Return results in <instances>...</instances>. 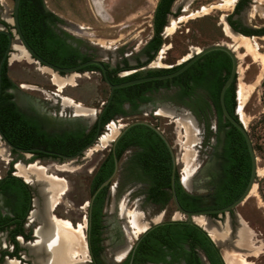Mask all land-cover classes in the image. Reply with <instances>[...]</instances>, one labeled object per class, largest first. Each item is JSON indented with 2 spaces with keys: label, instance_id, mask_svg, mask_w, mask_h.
Listing matches in <instances>:
<instances>
[{
  "label": "flooded vegetation",
  "instance_id": "1",
  "mask_svg": "<svg viewBox=\"0 0 264 264\" xmlns=\"http://www.w3.org/2000/svg\"><path fill=\"white\" fill-rule=\"evenodd\" d=\"M239 1H236L232 13L227 14L225 19L227 21L228 17H230L232 20L239 21L242 26H246L242 20L244 6L238 12L235 11ZM39 5L41 13L44 15V23L56 35L53 49L49 53L50 60L43 57L50 63L59 67H72L89 59H97L102 61L106 67L107 77L113 84L146 76L149 71L159 70L147 68L153 57L157 56V52L162 44L155 50L148 51V41L155 36L154 13L152 21L153 35L142 49L135 53H123L122 57L108 61L100 57L98 52L93 49L96 45L95 43L92 44L90 41H85L79 35L62 27V19L54 11L47 8L44 0ZM164 27L165 25L159 33L160 36L164 32ZM229 27L234 32L240 33L232 26L229 25ZM0 29L11 33L12 45H15L12 42L13 39L19 40L18 37H15L17 33L14 31L15 28L12 21L9 22L2 17L1 13ZM8 43L9 39L7 35L0 33V60L7 50ZM19 43L21 44L20 40ZM12 49L14 47L10 46L7 54L8 58ZM5 61L6 67L4 73ZM5 61L0 72V132L3 135L0 137V145L7 150L9 155H16L15 159H20L21 155H24L17 148L45 149L41 146H46V144H50L51 147V149L47 150L69 155L81 151V156L87 152V150H83L85 145L97 133L100 134L111 120H127L125 121L126 124L135 120L148 121L146 119H138V115L147 109H151L152 104H156L157 106L166 105L173 107L176 111L185 110L189 112L194 118L196 125H200L201 127L202 140L199 142V147L203 149L202 155L198 154L202 158V161L195 166L197 169L195 168L196 174L191 179L193 180L192 187L187 188L182 182L180 171L177 167L178 157L176 156V152L173 151L171 144L172 150L154 130L161 141L153 135L148 139L149 144L146 146L133 141L124 144L129 139L123 136L126 130L117 139L115 145H109L100 161L102 162L105 158L109 159L110 156L114 159L116 154L120 153L119 159L116 157L118 159V169L107 185L108 189L105 193L100 216L94 211L93 206L94 201H98L100 195L103 194H99V192L105 186L97 190L98 186L96 188L97 191L95 190L93 193L89 189V202L85 203L87 207L86 214L83 216V219L81 217V223L84 221L85 224L84 249L86 253L84 261L82 262V251L77 255V258L80 260L79 264H186L185 259L182 257L171 261V255H163V252L157 250H152L153 252H151L148 246H140L139 244L142 237L152 228L166 222L183 221V219H175L177 214L182 215V213L174 203V194L181 207V200H183L188 205L195 207L191 210L220 208L215 206L214 196L218 191V185L223 181L224 147L227 142L231 143L235 141L236 137L234 133H230L227 136V131L231 129L230 125L225 124L226 120L224 118L221 121L219 120L218 113L213 105L209 107L206 105V100L208 99H206L204 91L198 90L196 93L181 97L179 95L180 88L176 84H171L167 88L159 87L156 90L144 91H142L143 87L136 88L132 85L115 89L109 100L110 88L104 79L102 70L97 65L90 64L98 67V69L94 70L87 69L86 67L90 66L88 65L76 72H60L57 75L77 73L78 76H85L89 79L92 78L90 74L98 73L100 80L108 87L106 100L102 101L98 110L96 108L85 107L92 112L91 115L87 116L89 118L87 121L89 122L82 125V127L67 128L70 123L69 120L76 116L74 107L71 104L75 102L83 106V103L78 102L73 97L63 96L65 88L59 91L54 83H52L53 87L45 90L35 84L13 81L8 75V60L6 59ZM39 65L41 64L39 63ZM77 85L78 83L75 82L71 86ZM166 94H170V96L163 98ZM145 96H150L149 100L143 101L142 98ZM64 98L71 99L73 103H66ZM120 102L121 111L114 112L105 121L109 113ZM144 115L149 114L145 113ZM150 123L153 124L152 122ZM153 125L158 127L156 124ZM92 131H94L92 137L89 141L85 142L86 136L92 133ZM231 148L234 154H236V148ZM36 153L32 152L29 160L49 158H40ZM11 163L13 164V159L9 162L8 170L12 166ZM173 166L175 169L172 179ZM8 170H6L3 176L0 175V264H6L8 259H16L20 264H44L45 257H47L46 250L43 246H36L40 240L36 230L40 229V227L42 228L47 223L44 220L45 216L47 220L49 219L43 209V193L37 185L30 186L27 183L26 192L28 199L8 189L7 185L11 182L7 178ZM12 175L18 177L15 172ZM112 181L115 185L113 192L109 188ZM91 182L92 180H89V184ZM125 190L129 191L127 201L134 203V209H138L137 211L143 214V217L149 224L143 233L135 237V241H133L134 238L132 239L131 234L125 231L124 227L127 225L126 218L119 214V203H123L124 208L127 209V202L125 200L119 201L118 199L120 193ZM169 204L173 205L176 214L170 220H162L166 213V207ZM34 209L38 210V218L31 216ZM151 212H159V214L155 215V218H152ZM54 215L57 216L56 214ZM159 215H162L160 220H155ZM215 216L213 215V217ZM48 223H50L49 220ZM127 245L128 249L126 252L120 259H117L116 253ZM143 249H146V251L144 252ZM161 249L163 251L167 250L164 245L161 246ZM152 257H163L166 259V262L151 260L150 258Z\"/></svg>",
  "mask_w": 264,
  "mask_h": 264
},
{
  "label": "rangeland",
  "instance_id": "2",
  "mask_svg": "<svg viewBox=\"0 0 264 264\" xmlns=\"http://www.w3.org/2000/svg\"><path fill=\"white\" fill-rule=\"evenodd\" d=\"M158 0H44L47 8L54 11L61 19V26L73 32L85 41L95 43L93 48L100 57L106 60H115L122 57L123 53H135L142 49L145 43L153 35V13ZM222 0H174L171 11L167 16L165 25L172 20H177L180 15L194 12L202 6L208 8L207 13L203 16L190 17L180 21L174 33L165 36L162 34V44L157 56L163 50V58L160 59L161 64L155 65L156 57L147 65L148 69L170 68L182 62V59L193 48H201L213 43H229L230 39L225 36L223 27L226 22V15L232 13L233 7L223 10L217 5ZM13 0H0V13L2 17L9 22L12 21ZM242 20L247 27L259 28L264 26V0H248L242 10ZM229 26V25H228ZM242 34V33H241ZM244 35V34H243ZM249 36V35H246ZM252 42L256 43L258 51L264 54V35H250ZM14 49L11 50L8 59V75L17 83L35 84L40 88L49 89L53 87L51 70L47 72L44 66L39 65L34 60H28L21 57V52L15 48L19 45L18 39H13ZM244 50L240 49L236 52L238 57V72L235 81L236 94V114L240 118L238 111L237 91L240 83H246L250 86V95L248 100L242 107V111L246 118V129L252 140L255 155L257 157V173L258 181L252 187L250 194L239 204L233 211L215 216L212 222L215 224L217 231L222 235V241L219 248L229 253H236L227 246L239 248L235 243L238 229L244 224L251 232V240L255 247H260L258 251L249 249L245 254L247 264H264V61L255 58L250 54H244ZM14 56L16 58L14 59ZM150 65V66H149ZM56 73V72H54ZM57 74V73H56ZM77 74V73H75ZM71 74H61V77H68ZM92 78L85 76H76L71 84H68L63 90V96L73 97L78 102H82L84 107L100 108L102 101L106 100L108 87L100 80L98 73L90 74ZM77 82V86L74 83ZM252 86V87H251ZM254 87V88H253ZM253 88V89H252ZM170 94H166L163 98H168ZM159 97V96H158ZM173 108V107H171ZM174 109V108H173ZM175 110V109H174ZM156 111V110H155ZM152 109L140 113L138 119H146L156 124L162 133L167 137L178 157L177 167L182 177V170L185 167L183 156L187 149V139L185 127H179L176 119L172 116L157 115ZM185 111V110H184ZM177 113L183 112L176 111ZM175 119V120H174ZM127 120H111L109 125L101 131V135L106 133V127L115 125L118 130L126 124ZM178 124V126H177ZM201 124V123H200ZM200 125L193 129V139L196 142L191 146L195 153V160L192 165L201 163L202 148L199 147L202 140ZM195 132V133H194ZM190 134V132H189ZM191 135V134H190ZM97 144V143H96ZM95 144V145H96ZM94 147V146H93ZM109 144L102 149H96L70 161L53 158L33 159L29 160L30 154L21 155L20 159H15L16 155H9L8 160H3L0 156V175L3 176L8 170L9 162L13 159V173L16 174L15 164L17 162L23 165L29 163H37L39 166H45L47 172L51 175L60 177L66 183V190L59 197L58 203L53 211L58 218L70 223L76 230L80 231L81 239L84 240V221L81 223V217L86 214V202L89 200V180L95 167L102 160L103 154L106 152ZM98 148V147H97ZM190 150V151H191ZM200 151V152H199ZM67 170H60L58 166L69 165ZM22 178V177H21ZM23 179V178H22ZM114 182L109 185L110 190L114 189ZM129 191H122L118 197L119 201L127 202V209L136 212L138 218L143 214L138 209H134V203L127 201ZM119 203V211H120ZM82 205V209H81ZM159 212L150 215L155 218ZM176 214L172 204L166 207V213L162 220H170ZM180 217V218H179ZM184 215L177 214L175 219H184ZM126 218L125 231L131 234L133 241L135 237L132 233L133 225ZM206 219V218H205ZM242 222V223H241ZM75 224V225H74ZM81 226H80V225ZM84 225V227H82ZM248 225V226H247ZM81 228V229H80ZM252 230V231H251ZM143 233V232H142ZM141 234V233H140ZM83 235V236H82ZM139 235V234H138ZM137 237V236H136ZM255 253V254H254ZM202 256V254H201ZM203 264H207L204 256H202Z\"/></svg>",
  "mask_w": 264,
  "mask_h": 264
},
{
  "label": "trees",
  "instance_id": "3",
  "mask_svg": "<svg viewBox=\"0 0 264 264\" xmlns=\"http://www.w3.org/2000/svg\"><path fill=\"white\" fill-rule=\"evenodd\" d=\"M43 0H20L19 4V22L22 32L27 39L28 43L34 48V50L45 59L50 60L49 53L53 49L56 35L48 28V25L44 23V15L40 10V3ZM174 0H158L154 10V31L155 36L148 41V51L155 50L162 43L159 33L162 31L163 26L166 24L167 16L172 13L171 7ZM248 0H240L235 8L238 12ZM230 26L236 31L244 35H264V26L259 28H252L242 26L239 21L232 20L230 17L227 19ZM166 26V25H165ZM151 56V55H150ZM86 59V58H84ZM231 58L224 51L213 50L198 60H196L189 68L184 72L170 79L153 80L149 82L139 83L133 87H143L144 90H156L159 87L167 88L171 84L179 86V95L181 97L196 93L198 90H203L206 96V105L209 107L213 105L218 113L219 120L223 118L220 103L219 92L222 84L225 82L231 70ZM179 65L172 66L170 68H160L156 71H149L147 75H156L170 72L176 69ZM6 61L4 64L5 73ZM87 69H98L95 65L86 67ZM6 75V74H5ZM120 81V80H119ZM235 81L227 88L225 92V105L230 114L238 119L235 112L236 110V94H235ZM150 96L142 98L143 101L149 100ZM123 100V98H122ZM121 111V102L116 105V108L111 111L107 121L114 112ZM226 125H230L231 129L227 131V136L230 133H234L236 140L229 143L227 142L224 150V163H223V181L218 185L217 193L214 196V203L216 207H223L232 203L245 189L249 176L251 161L247 145L242 134L227 120ZM82 132V131H81ZM94 131L86 136V141H89ZM158 137V135L145 124H134L124 133V137L129 138L124 144L129 141L137 142L142 146L149 144L148 139L152 136ZM161 141V139H160ZM163 144V143H162ZM78 146V145H77ZM45 149H51L50 144L41 146ZM231 147H235L237 153L234 154ZM38 157H51L41 152L36 153ZM120 153L116 154L119 159ZM53 159L57 157H52ZM109 161V162H108ZM12 164V163H11ZM114 159L110 156L109 159L105 158L100 162L99 166L93 171L89 184L90 192H94L96 188L106 180L113 172ZM13 171L10 166L7 178L11 180L7 185L8 189L13 190L16 194L21 195L25 199L27 197V184L19 177L11 174ZM108 186L103 187L99 192L100 195L98 201H94V211L100 216L102 210L105 193ZM99 197V196H97ZM181 205L187 210L194 209L192 205L181 200ZM140 246L149 247L150 251L157 250L163 252V255H171V261L177 260L179 257L185 259L186 264H202L201 257L204 256L208 264H224L220 257L218 248L214 245L212 240L206 235V233L195 225L188 224L184 221L166 222L162 225H158L149 230L140 241ZM164 245L167 250L163 251L161 246ZM187 246V247H186ZM145 252L146 249H143ZM202 254V256H201ZM151 260H161L166 262L163 257L150 258Z\"/></svg>",
  "mask_w": 264,
  "mask_h": 264
},
{
  "label": "bare ground",
  "instance_id": "4",
  "mask_svg": "<svg viewBox=\"0 0 264 264\" xmlns=\"http://www.w3.org/2000/svg\"><path fill=\"white\" fill-rule=\"evenodd\" d=\"M237 0H222L220 3H218V7L223 10L231 9ZM208 8L206 6H202L200 9L195 10L194 12H189L185 15H180L177 20H172L168 25L164 27L163 34L165 36H168L175 32V30L178 27V23L180 21L186 20L188 18L197 17V16H203L207 13ZM223 31L226 37L230 39L228 46H230L235 52H238L240 49L244 50V54H250L255 58H260L262 61H264V54L258 51L256 43L252 42V38L246 35H243L241 33L234 32L228 25L224 24ZM16 49H18L21 52V57H24L28 60H31L24 50V48L19 44L15 46ZM199 48H193L192 52L198 51ZM163 50L160 51L158 54L156 61L154 64L160 65L161 61L160 59L163 58ZM191 52L185 56L183 60L187 59L190 56ZM16 56H14V59ZM45 70L49 73L50 70L45 67ZM52 74V81L56 86L58 87V90L61 91L68 84H71L73 82V79L78 74H71L68 77H60L56 73ZM252 87V86H251ZM254 88V87H253ZM252 88V89H253ZM250 86L246 83H240L237 91L238 96V111L240 114V119L243 122V124H246V118L245 114L242 111V107L248 100V97L250 95ZM66 103H73V101L69 98H64ZM74 107V111L76 115L79 116H89L91 115V110L88 108H85L81 104H77L74 102V104H71ZM155 114L157 115H165V116H172L176 119L177 123L179 124V127H185L186 129V135L187 139H190L187 143V149L183 156V161L185 163V167L182 170V182L184 186L187 188L192 187V181L193 176L196 174L195 170L197 169L195 166L192 165L193 160H195V153L188 148H191L192 145H194L196 142H194L193 139V131L196 127V122L194 121V118L189 114L188 111H183L181 113H177L176 110L171 108L170 106L166 105H160L155 111ZM177 124V125H178ZM118 128L115 125H112L111 127H108L106 133L102 134L97 141V144L92 147L89 152H93L96 149H102L104 146L110 143V141L115 137V135L118 132ZM195 130V129H194ZM190 132V134H189ZM195 133V132H194ZM98 147V148H97ZM191 150V151H190ZM0 156L3 160L9 159V154L7 150L0 145ZM16 168V175L19 177H22L26 182L32 183V184H39V190L43 193L44 198V211L48 215V220L50 223H48L47 217L45 215L44 220L47 222L45 223L42 228L36 230V233L39 235L40 240L37 242L36 246L41 247L43 246L46 250L47 257H45L44 264H79L80 260L77 258L78 254L82 251V262L85 259V249H84V240L81 242V234L79 230H76L70 223L58 218L53 214V210L55 209L58 199L62 196V193L66 190V183L63 179L60 177H56V175H51L47 172V168L45 166H39L37 163H29L28 165H23L20 162H17L15 164ZM69 165H60L58 166V169L65 170L69 169ZM196 168V169H195ZM260 171L258 170V174ZM252 190V189H251ZM42 203V202H41ZM119 214L124 216L125 218L129 217V222L132 223L134 230H132V233L134 237L138 236V234L144 232L148 228V222L145 220L144 217L138 218L136 215V212L131 210H126L124 208V204H120V211ZM31 216L33 218H38V210L34 209L31 213ZM162 215H159L155 220H160ZM180 218V217H179ZM43 219V218H42ZM194 221L204 227L207 232L209 233L210 237L214 241H222V235L220 231H217L216 226L206 227L207 221L205 217L198 216L194 217ZM242 223V222H241ZM80 225V224H79ZM81 226V225H80ZM248 226V225H247ZM84 227V225L82 226ZM85 228V227H84ZM81 229V228H80ZM126 230V229H125ZM248 227H246L244 224H242V227L238 229V234L236 235L237 241L235 243L238 244L239 247H250L251 251L252 249L254 252L258 251L260 247H255L251 240V232L249 231ZM252 231V230H251ZM83 236V235H82ZM87 247V246H86ZM236 253H229L226 250H223V257L226 262V264H247L248 261L245 259V254L241 250L229 247ZM128 249V245L118 251L117 259H120L123 254ZM87 251V249H86ZM253 252V251H252ZM255 254V253H254ZM87 255V254H86ZM21 262V261H20ZM6 264H20L16 259H8Z\"/></svg>",
  "mask_w": 264,
  "mask_h": 264
},
{
  "label": "water",
  "instance_id": "5",
  "mask_svg": "<svg viewBox=\"0 0 264 264\" xmlns=\"http://www.w3.org/2000/svg\"><path fill=\"white\" fill-rule=\"evenodd\" d=\"M19 4H20V0H13V5H12V13H13L12 14V24L14 25V28H15L14 31L17 33L15 37L19 38V40L21 42L20 45L24 48V50L28 54L29 58L34 60V61H36V62H38V63H40L42 66L48 68L52 72H56V73H60V72L72 73V72H76L80 68H83V67L88 66L90 64L97 65L102 70L104 79H105L106 83L108 84V86L110 88L109 100H110V98H111V96L113 94V91L115 89L123 88V87H127V86H132V85L139 84V83L149 82V81H153V80L170 79V78H173L175 76H178L179 74L184 72L187 68H189L196 60H198L200 57H202L203 55H205L206 53H208L210 51L220 50V51H224L225 53H227L230 56L231 62H232L231 70H230V73H229L228 77L226 78L225 82L221 86V89H220V92H219V103H220V107H221L223 118L225 120H227L231 125H233L242 134V136H243V138L245 140V143L247 145V149H248L249 156H250V161H251L250 176H249L247 185H246L245 189L243 190V192L239 195V197L237 199H235L232 203H230V204H228L226 206H223V207H220V208H214V209H200V210H190V211L184 210L180 206V204L178 203L175 194L173 195V199H174V203H175L176 207L182 213V215H184V217H185L183 219V221L188 223V224L195 225V226L201 228L206 233V235L212 240L214 245L218 248L220 257L222 258L223 263L226 264V262L224 260V257H223V253H222L223 249L219 248V246L221 245L220 244L221 242L214 241L210 237V235L207 232V230L194 221V217H198V216L205 217L206 221H207L206 227L214 226L215 224L212 222L213 215L220 216L222 214L229 213V212L233 211L239 204H241L246 199V197L250 194V191H251L253 185L255 183H257V181H258L257 157L255 155V151H254V148H253V144H252V140L250 138V135H249V133H248V131L246 129V126L241 121V119L239 117H238V119H236L230 114V112L228 111V109H227V107L225 105V100H224L225 92H226L227 88L233 83L234 79L237 78L236 75H237V72H238V57H237L236 52L230 46H228V44L223 43V42L209 44L207 46L199 48L198 51L192 52L187 59H185L182 62L178 63L177 65H179V66L176 69H174V70H172L170 72L162 73V74H156V75H146V76L136 77V78L124 80V81H121L119 83L113 84V83H111L109 81V79L107 77V74H106V67L104 66V64L100 60L89 59V60H86V61H84V62H82V63H80L78 65L72 66V67H59V66H56V65L50 63L49 61L45 60L43 57H41L29 45V43L27 42V40L25 39V37H24V35H23L22 31H21V28H20V25H19V21H18ZM0 33L6 34L8 39H9L7 50H6V52L4 53V55L2 56V58L0 60V72H1V68H2V65H3L4 61L6 59L7 60L9 59L8 56H7L9 48H10V46L14 47V45L11 44L12 35H11L10 32L0 29ZM37 107H38V105H37ZM157 108H158V106L156 104H152V108H151L152 111H155ZM88 119L89 118L86 117V116L76 115V116L72 117L69 120L70 123L67 126V128H69V127L70 128L82 127V125H85V124H87L89 122V121H87ZM138 123L145 124V125L149 126L151 129H153L165 141L167 146L172 150V147H171L170 143L168 142V140L166 139V137L164 136L162 131L158 127H156L155 125H153L150 122L145 121V120H135V121H132V122L122 126L118 130V132L115 135V137L110 141L109 145H115L117 139L130 126H132L134 124H138ZM106 129H107V127H106ZM2 136L3 135L0 132V137H2ZM100 136H101V134L97 133L95 135V137L87 145H85L83 150H87L88 151L90 148H92L97 143V141L99 140ZM6 142H8V141L6 140ZM17 150L22 151L24 153V155L30 154L29 156H31L32 152H41V153H44L46 155L51 156L50 158H52L54 156V157H57V159H61V160L65 159V160H70V161L76 159L77 157H80V152H81L80 151L79 153L70 154L69 155V154L57 153V152L50 151V150L43 149V148H30V149L17 148ZM114 162H115V168H114L113 174L111 175L110 178H108L107 180L102 182L99 185L97 190H99L103 186H107L109 181H110V179L116 174L117 169H118V159L116 157L114 158ZM174 169H175V167L173 166L172 179L174 177L173 176ZM23 181L25 183L29 184L30 186H35V184L28 183L24 179H23ZM36 185L38 186L39 184H36ZM94 194H93V196H94ZM88 202H89V200H88ZM227 247H231V246H227ZM237 249L241 250L244 253H246L247 251H250L249 250L250 247H248V246H245V247L242 246V247H239Z\"/></svg>",
  "mask_w": 264,
  "mask_h": 264
},
{
  "label": "built area",
  "instance_id": "6",
  "mask_svg": "<svg viewBox=\"0 0 264 264\" xmlns=\"http://www.w3.org/2000/svg\"><path fill=\"white\" fill-rule=\"evenodd\" d=\"M106 125H109V123H107Z\"/></svg>",
  "mask_w": 264,
  "mask_h": 264
}]
</instances>
